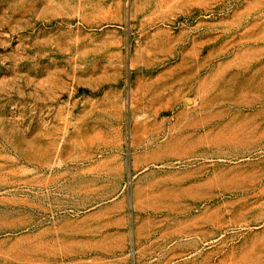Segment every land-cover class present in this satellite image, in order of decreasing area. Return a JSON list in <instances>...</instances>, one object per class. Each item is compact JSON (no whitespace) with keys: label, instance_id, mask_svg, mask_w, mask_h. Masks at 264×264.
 <instances>
[{"label":"rangeland","instance_id":"rangeland-1","mask_svg":"<svg viewBox=\"0 0 264 264\" xmlns=\"http://www.w3.org/2000/svg\"><path fill=\"white\" fill-rule=\"evenodd\" d=\"M0 264H264V0H0Z\"/></svg>","mask_w":264,"mask_h":264}]
</instances>
